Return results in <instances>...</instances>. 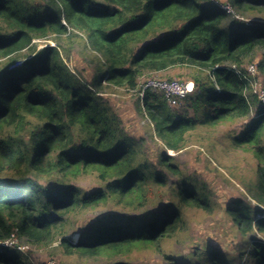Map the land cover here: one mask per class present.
Masks as SVG:
<instances>
[{"label": "trees", "instance_id": "1", "mask_svg": "<svg viewBox=\"0 0 264 264\" xmlns=\"http://www.w3.org/2000/svg\"><path fill=\"white\" fill-rule=\"evenodd\" d=\"M227 1L243 18L199 0H0V241H9L0 244V264H30L15 240L57 241L65 253L89 257L149 249L167 264H187L164 243L188 229V208L214 211L215 192L175 153L192 131L237 121L229 145L258 158L255 183H244L254 203L223 206L240 238L232 254L206 243L190 255L205 264H264L257 237L264 236V108L251 79L264 86V0ZM49 38L56 43L38 45ZM77 38L96 52L85 77L67 64ZM250 64L254 76L246 74ZM173 66L193 69L192 89L169 106L160 92L142 91L139 79ZM107 86L134 92L147 130L123 126L102 94ZM206 156L211 163L212 147ZM90 173L102 186L72 183ZM109 203L115 209L77 241L68 234L70 213Z\"/></svg>", "mask_w": 264, "mask_h": 264}, {"label": "rangeland", "instance_id": "2", "mask_svg": "<svg viewBox=\"0 0 264 264\" xmlns=\"http://www.w3.org/2000/svg\"><path fill=\"white\" fill-rule=\"evenodd\" d=\"M199 2L202 4H219L228 11L231 20L243 18L242 14L235 9H231L227 0H199ZM248 20H251V18H248ZM37 42L39 46L54 45L56 40L49 38ZM74 47L71 50L72 61H68L67 64L78 77L88 76L92 73L90 61L96 57V52L79 38L76 39ZM245 65L246 63L243 65L244 69ZM191 70L193 69L188 66H173L162 71L144 73L139 82L141 84L150 77L179 78L191 81L189 76ZM251 79L254 87L259 89L260 84L263 83L262 79L255 80L252 77ZM102 94L122 118L123 126L129 129L131 133L140 135L143 128L147 130L148 126L145 125L146 121L148 122L147 116L142 113L144 116L140 117L134 109L133 91L107 86ZM263 105L262 108H264ZM239 124L240 121L225 122L214 127L196 129L189 133L186 146L175 153L178 162L183 167L200 170L215 192L212 200L215 210L209 212L198 207L188 208L185 211L188 229L176 238L167 240L164 243V251L174 254L176 261L180 263L188 261L187 264H205V260H196L190 255L195 246L201 247L209 243L221 248L222 255L232 254L238 246L240 238L226 217L223 206L235 198L250 200L249 195L245 192L244 183H255L256 176L253 173L258 165V158L252 149H234L229 145L230 136L237 131ZM207 147H212L215 155L211 163L206 160ZM205 164L209 166L210 170L205 168ZM72 183L80 186L84 191L102 186V182L98 179L96 173L80 175ZM251 201L254 203L253 200ZM165 202L166 199L162 204ZM162 204L151 207L157 209ZM114 209L113 205L109 203L96 210L70 213L69 222L66 224L68 234H71L72 238L77 241L82 233L90 228L91 223L95 221L98 215L112 212ZM258 235L257 237L264 242V236ZM15 243L17 250L22 252L20 256L30 264H113L123 261L131 264H167L163 256L149 249L134 250L128 255L89 257L80 256L79 254H67L60 246L58 247L59 242L57 241L48 246H34L25 244L20 240H15ZM247 259L246 257L245 260Z\"/></svg>", "mask_w": 264, "mask_h": 264}, {"label": "built area", "instance_id": "3", "mask_svg": "<svg viewBox=\"0 0 264 264\" xmlns=\"http://www.w3.org/2000/svg\"><path fill=\"white\" fill-rule=\"evenodd\" d=\"M236 72L241 73L239 69L232 66ZM251 74L254 76L257 73L256 67L254 64H250L246 68V74ZM247 75V76H248ZM256 83V82H255ZM254 91L258 93V97L261 100V103L264 104V86L260 84V87H254ZM142 91L147 88H151L160 92L164 99L167 101L169 106H175L180 103V101L191 91L192 85L191 81L189 80H182V79H167V78H156L150 77L144 80L141 83ZM0 244H9V241H0Z\"/></svg>", "mask_w": 264, "mask_h": 264}]
</instances>
